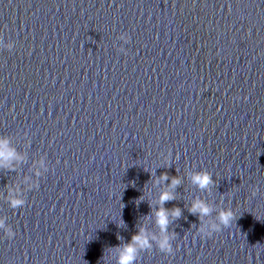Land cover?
<instances>
[{"label":"clouds","instance_id":"9594fccd","mask_svg":"<svg viewBox=\"0 0 264 264\" xmlns=\"http://www.w3.org/2000/svg\"><path fill=\"white\" fill-rule=\"evenodd\" d=\"M235 99L239 100V97H235ZM166 160L171 158V153L164 157ZM13 159H19L17 157L15 150L10 149L8 147V142L6 140H0V167H8L10 162ZM38 174V173H37ZM169 176L167 172L161 174L159 180L155 181V183L159 184L162 181H168ZM191 181L194 185L199 187L201 190L209 189L210 185H214L215 181L213 180L212 174L208 171H198L195 172L191 176ZM181 184V180L177 176H173L171 178V183L169 185V189L161 192L158 200V208L155 211L156 224L161 230V238L157 240L155 236H152V240H157V246L162 253L165 254H173V246L170 242V237L167 235V229L170 224V217L174 219H179L181 216V209L179 207H174L172 209H166L163 205L166 202L175 200L176 197L174 195V189ZM256 190L254 189L252 195L255 196ZM11 207L13 208H22L24 206V201L19 199H14L10 202ZM189 211L193 215H199V218H203L212 213V207L207 204L205 201L196 198L192 202ZM218 223L211 224V231H207L205 228L201 227L199 231L204 233L207 237H212L213 233H219L222 228H228L232 225L233 222L237 220L235 212L229 209H222L218 214ZM3 221L0 220V228H3ZM8 239L11 240L16 236V232L9 230L7 232ZM138 246V247H137ZM152 244L146 234V230L141 227L139 232L132 237V241L130 244L123 246L120 250L117 264H135L136 256L138 251L147 250L151 248ZM257 256H259V252H257Z\"/></svg>","mask_w":264,"mask_h":264}]
</instances>
